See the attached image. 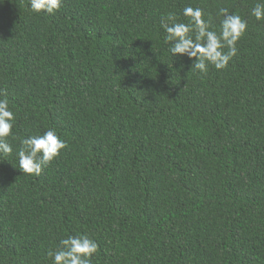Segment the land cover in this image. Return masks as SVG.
<instances>
[{"label":"trees","instance_id":"16d2710c","mask_svg":"<svg viewBox=\"0 0 264 264\" xmlns=\"http://www.w3.org/2000/svg\"><path fill=\"white\" fill-rule=\"evenodd\" d=\"M258 0L0 2V97L16 113L0 157V264H52L86 234L92 264H264V20ZM186 6L248 20L228 68L172 56L160 19ZM67 147L41 175L19 140Z\"/></svg>","mask_w":264,"mask_h":264},{"label":"clouds","instance_id":"9594fccd","mask_svg":"<svg viewBox=\"0 0 264 264\" xmlns=\"http://www.w3.org/2000/svg\"><path fill=\"white\" fill-rule=\"evenodd\" d=\"M2 2V0H0ZM64 5V0H30L33 12L55 14ZM183 16L187 23L178 19L175 12H169L160 19V27L165 33L164 43L169 45L172 56L179 55L193 60L192 67L207 75L209 67L217 70L228 68L230 61L237 56V42L248 29V20L239 14L220 8L216 14L219 19L217 30L215 17L201 7L186 6ZM257 20H264V0H258L251 10ZM16 113L10 107L6 95L0 97V157L11 156L14 152L11 141L17 139L14 126ZM16 149L19 169L30 175H41L67 142L55 129H48L43 134L29 135L19 140ZM60 246L48 251L52 264H92V257L99 250L98 242L86 234L68 235L60 240Z\"/></svg>","mask_w":264,"mask_h":264}]
</instances>
